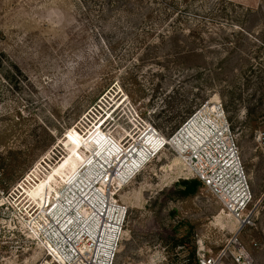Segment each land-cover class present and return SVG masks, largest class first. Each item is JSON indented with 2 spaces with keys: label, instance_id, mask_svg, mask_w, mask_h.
Segmentation results:
<instances>
[{
  "label": "rangeland",
  "instance_id": "obj_1",
  "mask_svg": "<svg viewBox=\"0 0 264 264\" xmlns=\"http://www.w3.org/2000/svg\"><path fill=\"white\" fill-rule=\"evenodd\" d=\"M188 2L0 0V54L21 70L16 88L12 64L0 69V264H57L27 190L53 172L69 188L107 140L139 145L151 127L169 140L207 103L236 136L255 211L238 239L264 264V0ZM178 149L118 192L129 213L114 264H197L198 247L216 255L237 234ZM187 179L201 184L185 197Z\"/></svg>",
  "mask_w": 264,
  "mask_h": 264
},
{
  "label": "built area",
  "instance_id": "obj_2",
  "mask_svg": "<svg viewBox=\"0 0 264 264\" xmlns=\"http://www.w3.org/2000/svg\"><path fill=\"white\" fill-rule=\"evenodd\" d=\"M206 108L207 111L201 113ZM197 116L208 121V136L178 149L174 144L176 139L187 131ZM101 125L103 123L96 127ZM120 145L122 156H125L123 161L114 157L105 163L98 171L99 182L94 183L95 187L91 185L94 181L91 179L87 183L91 185L90 189L83 183L77 193L70 192L69 197L66 194L60 198L67 210L65 215L57 213L59 205L55 202L46 216L39 211L32 222L38 237L45 240L52 260L57 264H114L129 213L117 194L144 166L171 146L185 154L188 168L238 221L237 234L216 255H209L205 247H198L197 264H253L251 255L238 239V233L254 223V194L236 136L222 105L210 107L209 103L205 104L169 140L151 127L139 145ZM138 150L144 152V158ZM138 161L140 163L135 166ZM67 190L68 187L64 188L62 194ZM93 196L100 197L94 200ZM232 247L237 249L236 253Z\"/></svg>",
  "mask_w": 264,
  "mask_h": 264
},
{
  "label": "bare ground",
  "instance_id": "obj_3",
  "mask_svg": "<svg viewBox=\"0 0 264 264\" xmlns=\"http://www.w3.org/2000/svg\"><path fill=\"white\" fill-rule=\"evenodd\" d=\"M204 111H207V108L205 110H202L201 113H204ZM199 117L200 116L194 118L192 120L191 126L187 128V131H185V133H182L176 139V142L174 143L176 146L180 147L181 149H184L187 143L197 142V140L202 141V138L204 139L205 136H208V133L210 132L209 125H207L208 121H203ZM90 139L91 137L87 141L85 139L84 140L85 143H83L82 140V142H80V145L82 144L87 146L88 141ZM71 148H72V154L75 155L77 153V149L75 147H71ZM122 153L123 152L121 151V145L119 143H116V141L114 140H107L97 151V153L91 155L92 157H94L93 163L82 174L79 180H77L73 185H71L68 188L65 194H62V190L66 188V186L62 185L60 182L58 183L54 179L53 175H56L55 172H53L51 175L46 177L44 180L38 182V184H36L35 187H33L30 190H27L26 192L28 193V196L31 198V200H33V202L36 203V206H38V211H41L42 215L44 216L47 215L45 213L47 210H49L50 206L52 205L51 204L52 199L55 198L56 201H54L53 203L57 202V204L59 205V210H57V213L65 215L67 213L66 212L67 210L65 209V206L60 200V198H63L66 194L69 197L70 192L77 193V191L81 190L82 187L84 186L83 183L87 186V189H90L91 185L95 187L94 183L99 182L97 177L98 171L103 166H105V163L109 162L111 158L117 157L120 160L119 162L123 161L125 156L124 155L122 156ZM139 155L141 156V158H144L145 156L144 152H140V151H139ZM42 162L45 161L43 160ZM138 163H140V161L136 162L135 166L138 165ZM91 179H94L93 183L91 182V185L87 184L90 183L89 181ZM90 194L91 191L88 195ZM99 197L93 196V199L96 200ZM75 210H78V207H75Z\"/></svg>",
  "mask_w": 264,
  "mask_h": 264
},
{
  "label": "trees",
  "instance_id": "obj_4",
  "mask_svg": "<svg viewBox=\"0 0 264 264\" xmlns=\"http://www.w3.org/2000/svg\"><path fill=\"white\" fill-rule=\"evenodd\" d=\"M185 1L188 2L189 0H185ZM188 3H191V2H188ZM190 36H191V34H190ZM2 57L4 59H2ZM3 60H7L9 63H11V61L6 56V54H4V53L0 54V69H2L1 64H2ZM12 66H13V68H8L7 70H4V71L2 69V72H3L5 79L7 81H10L12 84H15V87L18 88L16 86L15 81H16L17 75L21 74V70L13 64H12ZM200 184H201L200 181H198L197 179L183 180L182 184H181L182 185V190H181L182 195L185 197L193 195L199 189Z\"/></svg>",
  "mask_w": 264,
  "mask_h": 264
}]
</instances>
